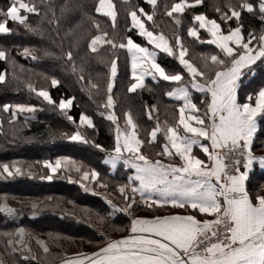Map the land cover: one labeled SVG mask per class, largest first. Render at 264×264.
I'll return each instance as SVG.
<instances>
[{
  "label": "snow or ice",
  "instance_id": "obj_1",
  "mask_svg": "<svg viewBox=\"0 0 264 264\" xmlns=\"http://www.w3.org/2000/svg\"><path fill=\"white\" fill-rule=\"evenodd\" d=\"M145 2L153 11L146 12L143 7L131 8L127 13L131 27L137 29L138 35L144 37L154 49L174 57L191 78L188 83H184L181 71L168 70L158 63L155 51H150L135 42L131 36L116 37L115 34L109 36V33L101 29L99 23L91 16L89 19L95 26L96 32L87 40V48L91 53L96 54L99 63H104L100 51L106 45L112 50L117 48L127 50L131 66V81L127 87L129 93L145 86V76H151L154 81L159 77L169 85L175 84L171 91L164 93L180 102L177 107L178 119L164 127L165 140L170 143L171 148L168 144H164L163 151L157 152L156 155L172 157L174 150L178 160L173 157L171 161L165 163L161 159L153 160L141 151L140 145L143 142L135 134L138 125L130 111L123 113L127 130L120 129L114 112L116 101L112 95L113 81L117 75V59H111L107 76L106 101L102 97L99 107L105 109V112L101 113L105 119L116 125V135L114 146L104 162L113 169L122 162L126 169L131 168L134 171L128 175V182L118 185L116 189L124 201H129L130 190L133 194L131 202L126 203L123 208L113 205L111 201L106 202L112 207L113 213L124 212L131 217L130 225L115 229L127 232V235L119 239L111 238L103 230H99L100 239L88 241L95 245L94 250L76 252L70 258L62 259L61 264H264V192H259L253 197L246 190V180L253 162L258 161L264 167V156L255 157L251 150L253 134L256 131V117L264 114V87L255 93L254 103L251 102L253 100L251 94L247 96L246 102H238V87L245 70L251 72L252 66L256 65L257 61L264 64V31L258 35L254 31H249L247 40L243 34L242 12L255 14L254 5L248 0H241L238 6L227 3L223 11L216 7V12L225 23L235 19L236 26L229 25L226 33L222 31L221 24L216 19L208 18L205 13L192 15L191 23L187 27L188 37L195 38L201 43L215 45L220 50L215 54L202 53V67H197L186 58L188 49L179 34L174 38L173 47L161 32L146 27V22H152L155 26L154 16L158 4L157 0H145ZM41 3L52 12L50 23L58 24L56 5L50 0H41ZM201 3L202 0H191V2L176 0L170 6L165 5V15L172 18V22L179 28L183 24L185 10ZM113 7L109 0H99L95 11L102 12L115 21L116 13ZM21 10L25 14L39 15L40 12L32 0L29 2L12 0L6 11L0 10V18H2L0 33L11 32L7 26L8 20L18 23L28 32L41 33L40 23L36 25L28 23L27 16L21 14ZM75 10L83 11V5L79 0H75L71 5L65 0V3L59 6L61 15ZM259 18L264 21V0H260L259 3ZM197 23L199 29H204L211 39L204 40L200 36ZM73 47H77L76 40L72 41L67 51L62 52L59 59L63 60L66 71L70 69L71 74L77 76L81 89L87 90L91 99L93 90L97 95L101 94V85L92 78L91 72L85 80L88 59L80 56V62L77 63ZM41 52L45 57L56 55L48 49H42ZM23 55L31 56L32 60L39 59L35 50H30L28 47L23 48ZM0 60L7 61L13 67L15 76L17 65L10 59L8 49L0 47ZM44 78L46 81L50 80L53 88L60 84V80L55 76L45 75ZM5 80L6 73L0 72V82ZM26 86L37 97H42L48 104L62 111L69 109L75 99L71 96L61 97L57 104L46 88L34 87L30 81ZM189 88L203 94L202 103L205 105L203 118L192 114L199 112V109L192 100ZM2 107L5 112L11 108L13 120L16 119L17 109L20 112L35 111V106L26 104L11 106L4 104ZM156 110L155 106L148 109L149 119H152L151 112ZM64 114L69 121L75 123L71 115L67 112ZM79 121L88 128L94 127L92 119L83 112L80 113ZM192 121H195L196 126H193ZM181 128L183 134L180 132ZM161 130L162 126L157 120L156 127L148 133L151 138L148 143H152ZM62 135L70 141L90 142L79 128L71 134L62 133ZM200 138L208 143H201ZM193 145L200 147L207 156V161L193 154ZM93 146L100 151H107L98 143H93ZM217 149L222 150V153L217 152ZM61 160L68 158H58L55 164L48 160L43 161L49 174H41L38 178L52 180V173H56L61 167ZM225 160H231V164L225 163ZM73 165L76 172L82 173L81 180L89 178L93 181L97 180V171L92 170L89 173L82 167H75V162ZM25 173L26 170L18 167L16 162L0 163V178H15ZM27 174L33 178L30 171ZM68 180L73 182L71 176ZM76 182L80 183V181ZM80 187L86 192L91 190L83 183H80ZM97 187L106 188L107 185L97 184ZM136 194H139L141 202L149 208L153 205L187 207L194 212L198 211L200 218L196 214L156 215L150 219L132 217L129 210L135 203ZM51 200L52 198L48 197L47 204L43 201L33 202L31 204L33 214L35 215V210L40 207H55L51 204ZM0 211L15 215V209L9 207L7 203H0ZM111 215L112 213H109V216ZM98 220L101 224L105 223V218L102 216H98ZM24 233V228H17L15 235L19 239H9L7 248L14 254L19 251L17 245L22 244L32 258L36 259V255L31 253L29 244L23 243ZM36 243L44 253L49 252L44 240H36ZM0 264H3L2 260Z\"/></svg>",
  "mask_w": 264,
  "mask_h": 264
},
{
  "label": "trees",
  "instance_id": "obj_2",
  "mask_svg": "<svg viewBox=\"0 0 264 264\" xmlns=\"http://www.w3.org/2000/svg\"><path fill=\"white\" fill-rule=\"evenodd\" d=\"M11 2L12 0H0V10L6 11ZM32 2L40 9L39 15L25 14L23 10L21 14L26 15L28 23L32 25L40 23L41 33L28 32L23 26L11 20L7 22L11 32L0 33V47L9 50L10 59L17 65L14 76L13 67L7 61L0 60V72L6 73L5 82H0V163L16 162L18 167L26 170L24 175L15 178H0V203H7L9 207L15 209V215L0 211V260L3 264H13V258H15V264H54L58 259L69 255L70 251L73 255L79 251L94 250L95 245L88 241L99 240V230H103L111 238H120L127 234L115 229L128 227L131 217L124 212L113 213L112 207L106 202L111 201L113 205L123 208L126 203L131 202L133 197L129 190L130 199L124 201L116 190L118 185L128 182L130 171L121 166L112 171L104 162L114 146L116 135V125L105 119V116L101 114L105 112V109L99 107L102 97L106 101L107 76L111 59H117V75L113 81L112 95L116 101L114 112L119 127L126 129L123 113L130 111L138 125L135 133L143 142L140 149L145 155L151 159L157 157L156 153L161 152V146L165 141V125H171L177 119L178 103L169 100L164 94L170 91L174 84L169 85L162 80H147L145 86L139 91L129 93L127 87L131 81V74L127 50L119 48L112 50L106 45L100 51L104 63H99L96 54L91 53L87 48V40L96 32L89 16L95 19L100 28L109 33V36L114 34L116 37L131 36L135 42L147 46L145 38L138 35L137 29L131 27V21L127 15L133 7H143L146 12L151 13L153 9L145 0H109L114 6L115 21L102 12L95 11L99 0H79V3L83 5V11H70L64 15H61L59 6L64 4L65 0H50L56 5L58 24L50 23L52 12L41 3V0H32ZM67 2L71 5L75 0H67ZM173 2L176 0H157L155 26L152 22H146V27L161 32L170 45H175L174 38L179 34L184 46L188 49L187 58L195 66L202 67V53L215 54L220 50L208 43H201L195 38L188 37L187 27L191 23L192 15L205 13L208 18L216 19L221 24L222 31L226 33L229 25L236 26L235 19L225 23L216 12V7L223 11L227 3L238 6L241 0H202L200 5H193L185 10L184 21L179 28L172 22V18L165 15V5L170 6ZM248 2L254 5L255 14L242 12L245 40L248 39L249 31H254L257 35L264 31V21L259 18L260 0H248ZM114 24L115 28H113ZM196 27L198 28V25ZM199 33L204 40L207 39L204 31L199 29ZM73 40L77 41V47L72 48L76 55V62H80V56L88 59L85 80L91 72L92 78L101 85V94L97 95L93 90L91 99L88 91L81 89L77 76L72 75L70 69L66 71L63 60L59 59L62 52L68 50ZM25 47L34 49L39 59L32 60L31 56H24L23 48ZM42 49L55 53V57L43 56ZM158 57V63L166 69L181 70L174 61V57L165 54H159ZM252 67L251 72L245 70L246 81L242 87H248L250 94L254 96L264 86V64L257 61ZM45 75L57 77L60 84L55 88L51 87L50 80L46 81ZM29 81L34 87L46 88L57 104L61 97H74L72 106L62 111L48 104L42 97H37L34 92L29 91L26 86ZM4 104L33 105L35 111L20 112L17 109L16 119L13 120L11 108L5 112L2 107ZM201 104L203 105L202 102ZM152 106H155L157 110L151 112L152 119H149L148 109ZM64 112L71 115L75 123L69 121ZM81 112L92 119L93 128L80 124ZM157 120L162 130L157 133V138L152 143H148L150 140L148 133L156 127ZM77 128L90 141L89 143L70 141L62 135V133L71 134ZM93 143L102 145L107 151H100L93 146ZM251 150L255 156H264V114L258 118V130L251 144ZM62 157H67L68 160H61V167L56 173H52V180L38 178L41 174H49L43 161L48 160L55 164L56 160ZM73 162L75 167H82L89 173L92 170L97 171V180L93 181L90 178L81 180L82 173L74 170ZM28 171L33 174V178L29 177ZM69 176L72 177L73 182H69ZM76 181L87 185L91 190L84 191L80 183ZM97 184H106L107 187H97ZM247 188L253 196L264 192V168L255 167L252 170L247 180ZM48 197L52 198L51 204L55 207H40L35 210L34 215L31 204L41 201L47 204ZM134 199L135 203L129 210L132 217H137L145 209L148 215L160 213L157 208H149L142 203L137 194ZM109 213L112 215L109 216ZM98 216L104 217L105 223L101 224ZM17 228L25 229L23 243L29 244L31 253L36 255V259L32 258L22 244L17 245L19 251L14 254L8 250L7 241L19 239L15 235ZM6 233L13 235H5ZM36 240L46 242L49 247L47 254L43 252ZM57 255H59L58 258Z\"/></svg>",
  "mask_w": 264,
  "mask_h": 264
},
{
  "label": "crops",
  "instance_id": "obj_3",
  "mask_svg": "<svg viewBox=\"0 0 264 264\" xmlns=\"http://www.w3.org/2000/svg\"><path fill=\"white\" fill-rule=\"evenodd\" d=\"M197 25H198V23H197ZM198 29H199V25H198ZM200 31H204L205 33H206V35H207V39H211V37L209 36V34L204 30V29H200ZM206 39V40H207ZM146 40V39H145ZM146 43H147V41H146ZM211 45V44H210ZM173 47L175 46V45H172ZM212 46H214L215 47V45H212ZM145 47H147L150 51H155L156 52V60H157V62H158V59H159V54H165V55H167L166 53H164V52H162V51H160L159 49H154L153 48V46L152 45H150V44H148L147 43V46H145ZM216 48V47H215ZM168 56V55H167ZM169 57H172V56H169ZM129 58V57H128ZM186 58H187V56H186ZM188 59V58H187ZM174 61L176 62V64L178 65V67H180V71L182 72V75L184 76V83H188V81L191 79L190 77H188V75H187V72L182 68V66L179 64V62L176 60V59H174ZM129 62V70H130V74H131V66H130V60L128 61ZM191 62V61H190ZM198 80H199V78H197ZM147 80H153L152 79V77L151 76H145V78H144V83L147 81ZM156 80H160L159 79V77H157V79ZM246 80H245V76H242L241 77V79H240V83H239V87H238V102H246V99H247V96L250 94V90H249V88L248 87H245V88H243L242 87V84L245 82ZM174 86H175V84H174ZM173 86V87H174ZM264 87V86H263ZM141 88H138V89H136L135 91H139ZM134 91V92H135ZM171 91V90H170ZM189 91H190V95H191V97H192V100H193V102L197 105V108L199 109V112H197V113H192V114H196V115H200L202 118L204 117V112H205V105L203 104H201L200 105V103L202 102V99H203V94L202 93H200V92H198V91H196L195 89H191V88H189ZM169 100H171V101H173V102H176V103H180V102H178V101H176L174 98H170V97H168V96H166ZM252 103H254L255 102V95L253 96V100L251 101ZM202 108V109H201ZM259 116L260 115H258L257 117H256V131H255V133L253 134V139H254V137H255V134H256V132H257V130H258V118H259ZM177 119H178V113H177ZM192 124H193V126H196L195 125V121H192L191 122ZM122 131H125V130H127V129H125V130H123V129H121ZM180 132L183 134V130H182V128L180 129ZM136 134V133H135ZM136 136H137V134H136ZM151 139V138H150ZM201 139V143H208L207 141H204L203 140V138H200ZM252 142H253V140H252ZM164 144H168V146H169V148H171V145H170V143L168 142V141H164V143L162 144V146L164 145ZM161 146V152L163 151V147ZM211 147V145H210V143H209V148ZM221 150L220 149H217V152H220ZM192 152H193V154L194 155H196L197 157H199V158H201V159H203V160H205V161H207V156L204 154V152L200 149V147L199 146H197V145H193V149H192ZM125 155H130V154H128V153H125ZM254 156H255V154H253ZM173 157H175V152H174V150H172V157H164L163 155H161V156H157V157H155V158H153V160H155V159H161L162 161H164L165 163H167V162H169V161H171L172 159H173ZM255 157H259V156H255ZM175 159L176 160H178V157H175ZM108 165V164H107ZM109 167H110V169L113 171V170H115L118 166H121L123 169H126L125 167H124V165H123V163L122 162H119L118 164H117V166H116V168L115 169H113L110 165H108ZM242 165H241V170H242ZM255 167H259L260 169H262V168H264V167H262L261 165H260V163L258 162V161H254L253 162V165H252V167L249 169V175L251 174V172H252V170L255 168ZM127 170H129L130 171V174H132V172L134 171V170H132L131 168H127ZM249 175H248V177H249ZM247 180H248V178H247ZM247 180H246V190L248 191V188H247ZM249 192V191H248ZM250 193V192H249ZM138 196H139V194H137ZM252 195V194H251ZM253 196V195H252ZM140 197V196H139ZM254 197V196H253ZM152 207H154V208H157L158 210H159V214H152V215H148L149 213H145V211H146V209L145 210H143L142 212H140L139 213V215L137 216V217H143V218H152L153 216H156V215H160V216H163V215H170V214H196L197 215V217L198 218H200V214L198 213V211H196V212H194V210L193 209H191V208H175V207H172L171 205H162V206H159V207H157V206H155V205H153ZM156 212H157V210H156ZM127 235V234H126Z\"/></svg>",
  "mask_w": 264,
  "mask_h": 264
},
{
  "label": "rangeland",
  "instance_id": "obj_4",
  "mask_svg": "<svg viewBox=\"0 0 264 264\" xmlns=\"http://www.w3.org/2000/svg\"><path fill=\"white\" fill-rule=\"evenodd\" d=\"M115 239H119V237H116ZM67 243H68V241H67ZM71 247V246H70ZM73 248V247H72ZM67 250H69V248L67 247ZM64 252V251H63ZM69 252V251H68ZM87 252H90V251H87ZM72 251H70L69 252V255H67V256H64V257H62V258H60V259H58L57 261H55V263L54 264H61V261H62V259H65V258H70L71 256H73L72 254ZM68 254V253H67ZM58 256L59 255H57V258H58Z\"/></svg>",
  "mask_w": 264,
  "mask_h": 264
},
{
  "label": "built area",
  "instance_id": "obj_5",
  "mask_svg": "<svg viewBox=\"0 0 264 264\" xmlns=\"http://www.w3.org/2000/svg\"><path fill=\"white\" fill-rule=\"evenodd\" d=\"M220 153H222V150L220 151ZM225 163L231 164V160H225Z\"/></svg>",
  "mask_w": 264,
  "mask_h": 264
}]
</instances>
